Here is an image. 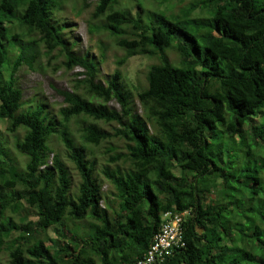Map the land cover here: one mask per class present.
<instances>
[{
	"label": "trees",
	"instance_id": "16d2710c",
	"mask_svg": "<svg viewBox=\"0 0 264 264\" xmlns=\"http://www.w3.org/2000/svg\"><path fill=\"white\" fill-rule=\"evenodd\" d=\"M68 1L0 0V264H134L167 211L182 214L186 246L162 264H264V0H138L136 14L124 0H98L86 21L124 51L119 64L157 60L137 104L121 69L104 84L101 62L75 50L55 17ZM42 47L86 75L57 89L66 104L57 112L26 103L18 85ZM248 191L252 210L241 205ZM30 209L36 223L21 220Z\"/></svg>",
	"mask_w": 264,
	"mask_h": 264
},
{
	"label": "rangeland",
	"instance_id": "374dc122",
	"mask_svg": "<svg viewBox=\"0 0 264 264\" xmlns=\"http://www.w3.org/2000/svg\"><path fill=\"white\" fill-rule=\"evenodd\" d=\"M72 1L79 2V5H83V0H69L66 3V7L64 6L63 10H59L56 13V16L59 21L60 19H66V22L69 23V26L65 28L64 33L68 34L72 40L76 39L78 41L77 45H75V50L79 54H84L86 52H90V55L94 56L97 60L101 62L99 67L100 76L99 81H102L104 84L107 83L109 78L113 76V74L117 71V69H121L122 74L125 77V81L128 82L129 88L132 90V94L134 95V103L137 104V91L136 87L146 86L147 81L145 80V74L148 70L149 66L156 62L157 60L154 58H149L145 56H134L129 58V60L120 65L119 62L121 57L124 55V51L115 47L114 42L96 33H91L88 27L87 18L89 14L94 10L95 4L98 0H89V6L87 9L82 12L73 11L72 9ZM130 3H129V2ZM178 0H174L176 3ZM194 0H185L184 4H188ZM124 3H128V5L132 6L133 13L141 12L142 8L138 5V0H124ZM169 4L164 0H145V8H149L150 6L159 5L161 8H164ZM112 5V4H111ZM111 7V6H110ZM34 36V35H32ZM31 36V37H32ZM25 40H29L30 38H24ZM105 39V41H102ZM108 42L110 43L109 48L106 50L104 44ZM44 48L42 47V52L40 54V59L36 63V68L32 69L27 64H22L16 76L18 78V85L22 88L24 92V101L29 103L33 99L44 100L50 107L51 110L57 112L62 106H65V102L63 96H61L57 89L61 90H72L74 86L81 80H83L86 75L84 73V69L81 67H77L74 70L66 71L64 68H60L59 66L63 63L65 56L57 49L50 56L46 55L44 52ZM106 51V56L103 57V51ZM171 60L176 61L177 55L175 53H171ZM58 67L57 70L55 68ZM110 106L120 108V104L115 100L109 103ZM139 113L142 111V107L137 105ZM5 122L0 120V127L2 131H5ZM111 126L109 125L108 128ZM12 141V137L9 136L7 138V144ZM11 147V144H10ZM9 147V148H10ZM53 147L56 152H59L65 156L64 146L60 144L57 140L53 143ZM12 156L18 158V153L12 150ZM101 156V153H98ZM71 165V164H70ZM73 168V167H72ZM75 175V183L79 181V177L76 173ZM254 181L249 182L250 187ZM253 187V186H252ZM109 185L105 184L103 190H108ZM251 191H248L245 194V197H242V206H248L249 210L257 207L256 201H252L250 197ZM264 195H262L263 199ZM105 204V202H103ZM237 212L239 209H236ZM21 220L29 219L30 221L36 223L38 220V215L35 210L30 209L29 211L21 212ZM69 228H72L71 224H68ZM57 229L58 226H52L49 228L47 236L50 238L57 237ZM0 259L4 262L7 260V254L5 252H0Z\"/></svg>",
	"mask_w": 264,
	"mask_h": 264
},
{
	"label": "built area",
	"instance_id": "2783aa9c",
	"mask_svg": "<svg viewBox=\"0 0 264 264\" xmlns=\"http://www.w3.org/2000/svg\"><path fill=\"white\" fill-rule=\"evenodd\" d=\"M162 226L154 236L143 258L134 264H162L176 250L186 246L182 214L167 211L162 214Z\"/></svg>",
	"mask_w": 264,
	"mask_h": 264
}]
</instances>
